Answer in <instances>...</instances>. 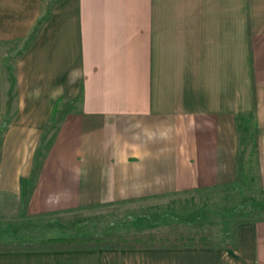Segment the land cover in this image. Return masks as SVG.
Segmentation results:
<instances>
[{
	"label": "crops",
	"instance_id": "0c3cea01",
	"mask_svg": "<svg viewBox=\"0 0 264 264\" xmlns=\"http://www.w3.org/2000/svg\"><path fill=\"white\" fill-rule=\"evenodd\" d=\"M0 68V245H34L0 249V264H264L261 215L212 245L45 244L97 204L160 199L195 224L235 190L249 119L264 199V0H0ZM58 97L75 101L34 175Z\"/></svg>",
	"mask_w": 264,
	"mask_h": 264
},
{
	"label": "rangeland",
	"instance_id": "374dc122",
	"mask_svg": "<svg viewBox=\"0 0 264 264\" xmlns=\"http://www.w3.org/2000/svg\"><path fill=\"white\" fill-rule=\"evenodd\" d=\"M7 55H10L11 62L14 53ZM4 86L5 77L3 69L0 68V89L1 94H3L1 95L2 106ZM2 119H0V123ZM251 130L252 125L249 119L248 126L240 129L242 151L240 155V168L237 179H235V190L228 191L219 199L214 197L215 200L210 201L211 203L207 200L202 201V204H199L196 209L198 215L195 224L187 223L170 214L163 203H158L160 199H155L154 204L151 201L147 203L123 201L78 208L77 211L68 213L67 215L64 214L58 220L62 223L61 230L63 233L70 232L71 236H75L88 233H144L149 230L154 232H173L187 231L186 229L189 228H203L201 230L209 233L211 241H224L237 219L252 217L253 215H264V199L262 200V196L255 189V157L254 149L252 148ZM196 203L198 204L197 200ZM260 208L261 210H259Z\"/></svg>",
	"mask_w": 264,
	"mask_h": 264
},
{
	"label": "trees",
	"instance_id": "16d2710c",
	"mask_svg": "<svg viewBox=\"0 0 264 264\" xmlns=\"http://www.w3.org/2000/svg\"><path fill=\"white\" fill-rule=\"evenodd\" d=\"M3 63L7 71V78L9 81L7 107H9L10 100L12 98L11 90L14 87V74L13 66L10 62V55H6L3 58ZM73 100H64L60 97L54 100L52 110L48 117V124L44 130L45 134L49 133L48 140L45 145L38 146L34 155V166L32 174H36L37 166L41 164V158L39 157L40 151L46 149L51 142L54 133L55 125L59 120L62 113H64L73 104ZM61 103V105H60ZM60 107V109H58ZM9 116L5 115L0 123V153H1V140L2 134L5 131ZM52 129V130H51ZM49 131V132H47ZM43 138V135H42ZM38 158H40L38 160ZM237 179V176L236 178ZM92 206V205H90ZM264 218V215L261 216ZM234 242H225L224 245L231 246ZM50 247L54 248H67V247H116V248H127V247H161V246H186V245H212V241L209 238V233L205 230H187V231H146V232H131V233H119V234H103V233H88L79 234L72 237H57L49 238L46 243ZM34 248L33 243H3L0 245V249L10 248Z\"/></svg>",
	"mask_w": 264,
	"mask_h": 264
}]
</instances>
